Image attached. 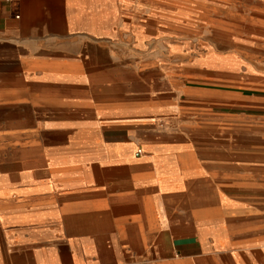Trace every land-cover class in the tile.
<instances>
[{"label": "crops", "instance_id": "1", "mask_svg": "<svg viewBox=\"0 0 264 264\" xmlns=\"http://www.w3.org/2000/svg\"><path fill=\"white\" fill-rule=\"evenodd\" d=\"M148 2L0 0V264H264V0H175L197 84L98 74Z\"/></svg>", "mask_w": 264, "mask_h": 264}, {"label": "rangeland", "instance_id": "2", "mask_svg": "<svg viewBox=\"0 0 264 264\" xmlns=\"http://www.w3.org/2000/svg\"><path fill=\"white\" fill-rule=\"evenodd\" d=\"M148 6L151 8L147 11L151 13L142 17L146 23L140 20H125L121 23L125 29L117 28L111 34L91 36L96 42L95 58L97 67H100L97 68L98 74L105 72L107 77L125 69L129 76L139 71L145 75L160 74L166 77L175 74V69H184L185 73H179L186 74L193 84H197V81L204 79V76L200 74V66L194 62L205 53L202 44L206 41L201 31L204 20L199 17L200 4L192 3V16L188 22L178 21L169 15L178 10L175 0H157L154 3L148 2ZM149 25L155 26L154 32L145 33L144 37L138 34L143 30L141 27L146 31ZM112 27L114 28V25ZM138 27L140 29L137 30ZM147 40H151L152 46L143 42ZM172 46L179 48L172 51ZM80 54H88V52L81 50Z\"/></svg>", "mask_w": 264, "mask_h": 264}]
</instances>
